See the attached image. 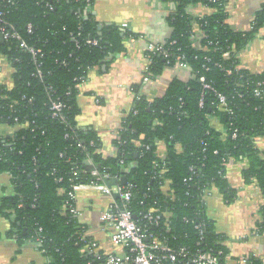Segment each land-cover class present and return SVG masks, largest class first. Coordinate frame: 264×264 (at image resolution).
<instances>
[{"label": "trees", "instance_id": "16d2710c", "mask_svg": "<svg viewBox=\"0 0 264 264\" xmlns=\"http://www.w3.org/2000/svg\"><path fill=\"white\" fill-rule=\"evenodd\" d=\"M164 1L176 5L167 17L173 29L167 43L171 57L154 54L152 76L174 66L178 58L196 76L189 81L174 78L165 94L153 101L145 96L137 100L138 112L133 110L122 120L120 138L114 140L118 154L106 156L99 135L79 123L78 85L88 78L90 69L108 65L112 55L122 52L131 33L123 34L115 25H101L93 13L95 0H0L4 13L0 55L13 67L12 86L0 85V125L16 128L10 136L0 133V173L11 175L14 188L13 194L3 196L0 213L11 220L8 235L16 236L20 243L42 238L38 247L49 264H102L82 252L79 232L87 226L72 217L68 194L72 183L85 181L93 169L114 176L124 174L133 185L134 212L150 207L171 210L181 232L192 230L184 217L200 209L209 221L208 235L215 246H222L225 237L216 232L201 197L212 184L227 203L237 197L238 190L224 176L225 160L247 159L244 177L248 183L256 182L264 197V149L254 142V138H264V97L254 94L257 83L264 82V71L254 74L237 68L239 51L264 26V6L251 30L236 31L228 22V0ZM199 3L212 12L202 16L189 13L188 8ZM197 23L206 35L201 48L191 38ZM2 28L19 33L21 40L2 39ZM89 39L98 44H89ZM227 51L228 58L224 56ZM228 69L233 73L228 74ZM201 76L227 97V110L217 107L211 91L205 92V104L200 107ZM53 101L68 107L58 117L50 108ZM213 116L224 129L212 125ZM156 140L167 147L162 174ZM191 176L194 179L185 182ZM166 180L172 183L173 200L162 192ZM256 228L264 234V205ZM190 234L197 236L194 231ZM253 264H264V259L255 258Z\"/></svg>", "mask_w": 264, "mask_h": 264}, {"label": "crops", "instance_id": "0c3cea01", "mask_svg": "<svg viewBox=\"0 0 264 264\" xmlns=\"http://www.w3.org/2000/svg\"><path fill=\"white\" fill-rule=\"evenodd\" d=\"M264 0H228V22L236 31L251 30L256 14L263 8ZM176 5L164 0H95L93 13L101 25H115L126 37L125 49L112 55L108 65L90 69L88 78L80 84L77 97L81 108L79 123L83 128L94 130L102 140L101 151L111 156L116 151L114 139L122 119L131 109L134 100L133 84L142 81L146 63V47L150 42L169 40L173 29L167 17ZM193 16L210 14L212 11L201 3L188 8ZM140 36L143 37L140 38ZM3 58V57H2ZM240 68L254 73L264 71V26L255 38L238 53ZM12 65L0 60V85L12 82ZM9 73V80L5 81ZM4 74V78L2 75ZM174 78L189 80L191 70L167 66L162 74L153 77L140 90L150 97L163 96ZM15 130V128H13ZM0 127V133L10 136L14 132ZM264 149V138L257 141ZM248 165L245 159L230 161L226 176L231 186L238 190L232 203H227L217 189L207 198L206 213L217 233L223 235L224 245L233 257L257 253L264 257V234L253 231L264 204L262 192L256 182L248 183L243 170ZM11 175L0 173V204L4 195L13 194ZM110 199L95 190L78 192L77 207L83 212L80 222L95 233L103 249L113 251L116 246L110 240L111 230L100 221L101 213L108 208ZM11 220L0 213V264H49V258L33 240L20 243L16 236L8 235Z\"/></svg>", "mask_w": 264, "mask_h": 264}, {"label": "built area", "instance_id": "2783aa9c", "mask_svg": "<svg viewBox=\"0 0 264 264\" xmlns=\"http://www.w3.org/2000/svg\"><path fill=\"white\" fill-rule=\"evenodd\" d=\"M3 21L4 13L0 10V23ZM29 31H32L31 25L29 26ZM2 36L6 41L12 39L21 40L19 33L10 32L6 30V28H2ZM205 37L206 35L204 30L200 28L198 23L195 24L191 35L193 45L196 48H201L202 41ZM140 38L143 39L142 36H140ZM87 42L92 45L98 44L96 39H89ZM167 43L168 40L161 42L149 41L147 43L145 55L146 63L143 67L142 81L140 84L139 82L133 84L131 88L134 91V100L131 109L124 118H126L133 110L134 113L138 112L135 102L141 99L143 96L147 97L149 101H153L156 98L150 97L146 91H141L140 88L142 84H149L153 81V76L151 73L153 55L159 53L165 58L171 57V52L167 46ZM30 51L33 52L34 55L37 54V51L33 48H30ZM1 56L7 60L5 56ZM224 56L228 58L230 57V53L227 51L225 52ZM174 66L190 69V79L195 78L196 75L192 72L191 67L180 58L176 59ZM237 68L243 69L239 66H237ZM227 73L232 74V69H228ZM199 80L203 87L202 96L199 101L200 107H203L205 104V92L211 91L217 97V107L227 110V97L223 93L219 92L212 84H210L206 80V77L201 76ZM3 84L8 85L9 87L12 86V82L11 84L6 82ZM79 86L80 84L78 87ZM136 86L137 89L135 90ZM254 94L259 97H264V82L260 81L257 83V86L254 88ZM50 108L53 112V116L58 117L68 107L61 101H53ZM155 123L157 124L158 121ZM211 123L216 129H224L223 124L216 116L211 118ZM122 128L123 127L121 124L115 139L120 138L119 131ZM233 136L237 137V133H234ZM259 138L260 137L254 138V142L258 148L262 149L257 143ZM136 144L139 146L141 145V142L138 141ZM145 146L147 149H150V145ZM156 146L158 147V153L162 161L163 167L160 171L162 174L165 173L166 170L165 166L167 163V147L164 142L160 140H156ZM178 151H182L180 146ZM118 152L119 148L116 146V151L112 156L117 155ZM233 160H235V158L230 157L228 160H225L224 165L227 166V164ZM122 162L123 160H121V163ZM226 166L224 170V176L227 178ZM191 170L195 171V167H191ZM75 174H77L76 171ZM124 176V174L116 176L111 174H103L98 169H93L89 172V178H87L85 181L73 182L71 185V189L68 193L71 200L70 213L72 217L77 218L79 222L83 216V212L77 207L79 191L95 190L110 199L108 208L105 209L100 215V221L105 225L107 230H111L109 238L117 249L113 251H107L103 249L99 240L96 238L95 233L90 229V227L80 222L87 226L80 230L79 238L84 244L82 252L86 253L88 256L102 260V264H253L255 258L264 259V257L259 256L257 253L233 257L226 250L224 243H222V246H215L209 239L208 235L209 221L201 216L200 209L195 211L194 215L184 217L185 224L189 225V227L192 229L188 230L187 232H181L178 229L177 224L174 222L173 213L171 210L165 211L160 208L150 207L136 214L131 205L133 199V185L128 183V181L126 184H123L121 179ZM111 178H116L117 184L109 186L106 183V179ZM193 179V176H191L186 178L185 182H191ZM161 188L162 192L166 196H169L172 200L175 199V192L172 189V183L170 181L166 180L162 182ZM217 189L218 188L214 184L204 189L201 198L205 206L207 198L210 197ZM116 193L119 194L118 198H115L114 196ZM192 231L197 234L196 237L191 236L190 233ZM253 231L257 234H260L257 231L256 226ZM35 243L39 246L42 243V238L38 237Z\"/></svg>", "mask_w": 264, "mask_h": 264}, {"label": "water", "instance_id": "95a60500", "mask_svg": "<svg viewBox=\"0 0 264 264\" xmlns=\"http://www.w3.org/2000/svg\"><path fill=\"white\" fill-rule=\"evenodd\" d=\"M1 38L3 39V36H1ZM86 163H88V161H86ZM121 181H122L123 184H126L127 183V178L124 176V177H122ZM106 183L109 186H112L113 184H117V179L116 178L106 179ZM114 196H115V198H118L119 194L116 193V194H114Z\"/></svg>", "mask_w": 264, "mask_h": 264}, {"label": "rangeland", "instance_id": "374dc122", "mask_svg": "<svg viewBox=\"0 0 264 264\" xmlns=\"http://www.w3.org/2000/svg\"><path fill=\"white\" fill-rule=\"evenodd\" d=\"M3 58H2V56L0 55V60H2ZM0 77H1V75H0ZM2 78H4V74L2 75ZM3 80H5V81H7V80H9V73H7V77L5 78V79H3ZM2 125H0V127H1ZM3 127H7V128H9V129H11V130H13V128L11 127V126H8V125H6V126H3Z\"/></svg>", "mask_w": 264, "mask_h": 264}]
</instances>
